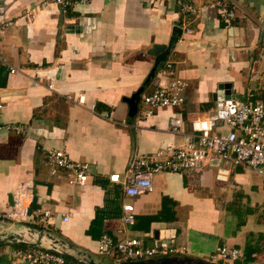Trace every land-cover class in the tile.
<instances>
[{"label": "crops", "instance_id": "crops-1", "mask_svg": "<svg viewBox=\"0 0 264 264\" xmlns=\"http://www.w3.org/2000/svg\"><path fill=\"white\" fill-rule=\"evenodd\" d=\"M217 1L233 7L235 16L224 18ZM42 2L0 0V120L28 126L26 134L0 132V211L21 185L32 184L34 194L27 218H0V264H26L8 249L28 247L61 254L65 264L173 256L264 264V178L257 180L263 188L262 197L255 198L262 201L258 206L236 182L245 174L238 171L243 166L233 169L228 182L216 180L213 164L156 172L153 191L135 197L109 180L112 173L123 176L133 158L179 142L181 135L168 130L170 118L182 117L184 131H190V120L213 105L220 84L232 83L233 95L245 100L264 99V0H91L65 12ZM185 3L198 12H184ZM75 25L83 30H73ZM176 25L183 34L167 60L189 83L185 100L149 117L140 114V100L131 116L124 97L144 84L155 62L148 50L167 44ZM153 87L146 85L141 98ZM80 96L86 105L78 102ZM50 149L90 164L84 185L70 183L66 171L52 173ZM125 202L135 205L134 225L122 219ZM157 229H175L174 243L186 252L141 260L99 252L103 234L116 241L138 237L150 245ZM219 245L243 255L224 261L215 256Z\"/></svg>", "mask_w": 264, "mask_h": 264}, {"label": "built area", "instance_id": "built-area-1", "mask_svg": "<svg viewBox=\"0 0 264 264\" xmlns=\"http://www.w3.org/2000/svg\"><path fill=\"white\" fill-rule=\"evenodd\" d=\"M49 2L56 4L65 12L91 0H43L42 3ZM215 5L220 7L224 18L235 16V9L229 4L217 1ZM182 10L193 14L198 12V8L189 3L183 4ZM7 24L10 23H5ZM186 30L192 32L190 28ZM0 60H3L1 50ZM10 71L16 72L17 69L12 67ZM150 84L154 85L152 91L143 94L141 98L144 106L140 114L143 117L153 115L157 108L180 106L185 100L183 91L189 85L179 76L174 62L170 60L157 69ZM78 102L86 105L85 97L80 96ZM91 109L95 110V105ZM184 125L185 120L182 117L172 116L168 130L181 135V140L168 142L155 155L133 158L123 176L120 173H112L109 180L122 184L125 195L135 197L153 191L154 174L160 171L197 170L213 164L216 170L215 178L219 182H228L233 169L239 166L252 167L259 173H264V99L252 101L249 98L240 101L233 94L230 98L218 97L204 114L190 120V131H184ZM3 130L26 134L28 126L0 120V132ZM47 158L53 174L66 171L70 183L75 185H84L88 180L90 175L88 162L76 161L59 149L48 150ZM31 188L30 183L21 185L14 195L13 202L6 210L0 211V218L12 221L27 218L30 214V204L34 199ZM122 208L124 223L134 225L135 205L132 202H125ZM50 214V210L45 211L39 221H45ZM64 219L68 220V216L65 215ZM186 250L185 246L173 243L170 238H155L150 245H146L144 239L138 237H126L116 241L108 234H103L99 239L100 253L114 252L122 260L183 254ZM8 252L26 264L66 263L63 255L39 247L10 248ZM242 255L240 249L227 245H219L215 252V256L224 261H236Z\"/></svg>", "mask_w": 264, "mask_h": 264}, {"label": "water", "instance_id": "water-1", "mask_svg": "<svg viewBox=\"0 0 264 264\" xmlns=\"http://www.w3.org/2000/svg\"><path fill=\"white\" fill-rule=\"evenodd\" d=\"M73 30L81 31L83 30V25H75ZM182 34H183V29L179 27L178 25H176L173 28L172 37L167 44H154L148 50L150 54L155 55V62H154V65L151 71L149 72L144 84L140 86V88L135 93H133L131 97H124V100L129 104V107H130L129 114L131 116H135L138 113L139 103L141 100V94L145 86L150 84L151 80L155 76L157 69H159L167 61V58L169 54L171 53V50L179 42V39L182 36ZM232 87H233L232 83L220 84V87H219L220 92H216L214 94V99L218 97H223V96L225 98H230L233 94ZM234 96L238 98L240 101L244 100L243 95L236 93ZM155 237L156 238L172 237V242L174 243L175 229H172V231L171 229H157L155 231ZM31 246H36V245L34 244ZM119 264H213V263H209L202 259H188L187 257L173 256V257H163L156 261L153 260V258H149L148 260H141L137 262L122 261V262H119Z\"/></svg>", "mask_w": 264, "mask_h": 264}, {"label": "rangeland", "instance_id": "rangeland-1", "mask_svg": "<svg viewBox=\"0 0 264 264\" xmlns=\"http://www.w3.org/2000/svg\"><path fill=\"white\" fill-rule=\"evenodd\" d=\"M238 171H242L245 174L243 175V178H237L238 180L236 181L237 183L241 184L242 186H240L241 188H239L240 190H242L246 195L247 199H251L253 201L256 202V204L258 206H262V201H260V198L255 199L257 197H262V187L259 184V182L257 180L264 178V173H259V171L257 169H254L252 167H248V166H243L240 167L238 169ZM238 176V175H237ZM245 176H248L247 178H244ZM233 179V177L231 178ZM247 180L243 183L242 180ZM253 192V193H252ZM239 206V204H238ZM241 214L244 213V210H240Z\"/></svg>", "mask_w": 264, "mask_h": 264}]
</instances>
